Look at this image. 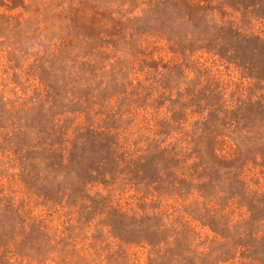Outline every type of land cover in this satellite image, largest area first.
Masks as SVG:
<instances>
[{
    "label": "rangeland",
    "instance_id": "1",
    "mask_svg": "<svg viewBox=\"0 0 264 264\" xmlns=\"http://www.w3.org/2000/svg\"><path fill=\"white\" fill-rule=\"evenodd\" d=\"M261 40L264 0H0V264H264Z\"/></svg>",
    "mask_w": 264,
    "mask_h": 264
},
{
    "label": "trees",
    "instance_id": "2",
    "mask_svg": "<svg viewBox=\"0 0 264 264\" xmlns=\"http://www.w3.org/2000/svg\"><path fill=\"white\" fill-rule=\"evenodd\" d=\"M262 42H263V46H264V40H261ZM212 54H214V55H218L216 52H214L215 50H209ZM264 75V74H263Z\"/></svg>",
    "mask_w": 264,
    "mask_h": 264
}]
</instances>
